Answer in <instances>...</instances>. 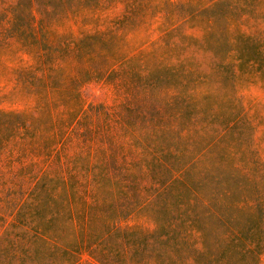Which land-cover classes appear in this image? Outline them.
<instances>
[{"label":"trees","instance_id":"1","mask_svg":"<svg viewBox=\"0 0 264 264\" xmlns=\"http://www.w3.org/2000/svg\"><path fill=\"white\" fill-rule=\"evenodd\" d=\"M155 1L0 0V66L13 44L30 55L34 65L18 68L17 80L36 102L33 111L0 110V155L23 132L22 148L36 158L20 170L31 177L0 178L10 193L0 201V264L260 263L264 162L246 159L249 147L225 162L216 136L197 140L209 134L196 129L205 108L188 93L199 80L195 70L165 67L158 77L132 71L145 82L111 106L81 97L93 80L118 86L115 66L125 56L110 54L118 30L165 10V36L186 49L197 41L181 31L184 23L223 2L196 10L190 2ZM118 2L127 14L103 18ZM70 20L92 25L73 48L62 42L69 36L54 38ZM225 44L231 49L229 39ZM149 111L156 128L129 127Z\"/></svg>","mask_w":264,"mask_h":264},{"label":"rangeland","instance_id":"2","mask_svg":"<svg viewBox=\"0 0 264 264\" xmlns=\"http://www.w3.org/2000/svg\"><path fill=\"white\" fill-rule=\"evenodd\" d=\"M174 1L190 2L196 10H204L214 3V0ZM155 3L162 5L163 0H156ZM126 14L124 3L118 2L104 12L102 17L111 21ZM166 22L167 12L159 10L147 16L144 21L136 20L133 26H129L131 29L122 28L117 31L119 40L110 54L114 58L125 56V62L115 66V69L119 68L116 79L119 84L117 86L105 80L85 83L81 87V97L85 104L111 106L125 101L129 97L127 89L130 85L137 81L141 84L145 82L144 79L133 78L130 75L132 71L140 70L142 75H146L154 70L152 76L158 77L166 76L165 67L184 65L196 71L193 76L199 75L197 83L189 84L192 87L195 83L194 88L188 89V93L200 97L201 105L205 108L197 116L200 119L196 129L209 135L204 139L197 137V140L205 143L211 134L216 136L217 149L221 150L225 162L237 160L241 149L247 147L254 153H247L246 159L252 161L256 156L264 162V0H223L213 10H204L191 21L187 20L181 31L195 37L197 43L186 49L177 50L170 42L172 40L167 39L164 31ZM107 25L110 23L98 27L104 29ZM91 27V24L70 20L56 29L54 38L69 36L62 42L73 48L82 30ZM218 39L220 43L215 44ZM227 39L231 42V49L225 44ZM16 49L17 46L13 44L10 51H15V54L9 53L2 57L0 110L33 111L35 99L25 91L23 83L17 80L16 70L21 66L34 65V61L26 52ZM70 72L77 74L78 70L71 67ZM185 116L187 119L192 118L191 113ZM152 121L158 122L155 113H138L136 123L129 127L139 132L156 128ZM166 125L181 128L176 122ZM164 126L159 122L158 127ZM23 139H27L26 135L19 132L1 153L0 178L12 181L20 177H31L28 173H20V170L36 160L31 157L28 149L23 150ZM5 188V184L0 181V201L10 197ZM259 264H264V253Z\"/></svg>","mask_w":264,"mask_h":264}]
</instances>
